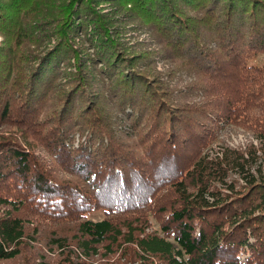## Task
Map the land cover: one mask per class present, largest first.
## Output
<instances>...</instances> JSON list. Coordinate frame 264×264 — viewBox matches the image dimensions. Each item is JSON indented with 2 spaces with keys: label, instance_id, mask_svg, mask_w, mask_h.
Wrapping results in <instances>:
<instances>
[{
  "label": "trees",
  "instance_id": "1",
  "mask_svg": "<svg viewBox=\"0 0 264 264\" xmlns=\"http://www.w3.org/2000/svg\"><path fill=\"white\" fill-rule=\"evenodd\" d=\"M0 38V264H264V0H0ZM222 122L259 147L212 154Z\"/></svg>",
  "mask_w": 264,
  "mask_h": 264
},
{
  "label": "rangeland",
  "instance_id": "2",
  "mask_svg": "<svg viewBox=\"0 0 264 264\" xmlns=\"http://www.w3.org/2000/svg\"><path fill=\"white\" fill-rule=\"evenodd\" d=\"M99 9L103 14L110 15V12L114 11L116 7L113 5L110 6L109 4H103L100 6ZM117 17L119 18L120 15H118ZM81 38H83V36ZM122 39L124 43L131 47V49L129 50V52L132 53L131 56L135 55V57L138 56L143 58L139 59V61H142L140 69H142V67L146 68L149 64V68L150 66H152L156 75H158L159 78H169L170 83L172 84V86H174L175 91L181 89L183 90L186 88L189 89L190 87L194 88V92L190 93L185 97L188 99V101L197 103H204L206 101V98L201 94L202 92L197 86L199 80H197L195 76L188 74L186 72V68L182 67V63L178 59L176 60L180 63L176 61L174 62L173 58L171 56H168L169 54L167 55L168 57H156V55L160 54L162 50H166V47L164 46L162 41L158 40V36L155 29L150 28L149 24H142L140 20L136 19L131 20L130 23H126L123 26ZM81 40L83 41V39H79V42ZM80 45L87 49L85 50L89 55H91L92 57L94 56V49L92 48V46L87 47L86 41L80 42ZM50 46L51 43L49 44L48 42H46V44H44L40 48V50L49 49ZM151 54L152 56L155 55L153 56V58L156 57V60L153 63H150L148 59ZM74 63L75 60H72V64ZM69 70L74 71L75 68L69 67ZM216 129L217 132L215 136V141H213V144L208 148V151H211L212 154H215L220 149L227 147L245 152L250 147H259L260 145V142L254 135V133L250 130H247L243 126L233 123L222 122L217 125ZM77 144L78 142H76V146ZM234 178L238 180L236 176H234ZM104 217L105 214L102 211L93 212L88 216L89 219L94 221H99ZM158 227V224L154 221V223H152V228L148 229L147 232L156 230L158 229Z\"/></svg>",
  "mask_w": 264,
  "mask_h": 264
}]
</instances>
